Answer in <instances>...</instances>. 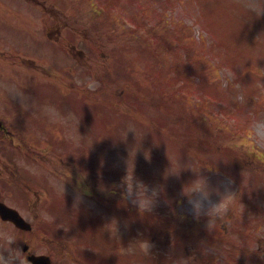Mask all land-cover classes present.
<instances>
[{"label":"rangeland","instance_id":"1","mask_svg":"<svg viewBox=\"0 0 264 264\" xmlns=\"http://www.w3.org/2000/svg\"><path fill=\"white\" fill-rule=\"evenodd\" d=\"M21 1L0 0V35L5 36L0 45L20 47L49 62L52 75L46 79L35 68L18 74L11 66L17 55L0 53L7 65L0 61V89L24 106L33 103L34 93L50 94L55 88L58 95H92L84 105L70 95L50 106L58 105L55 115L67 121L63 135L84 144L89 167L100 174L111 166L119 172L115 188L134 208V222L141 221L133 222L136 232L147 233L137 234L142 237L134 244L148 258L136 257L133 264H215L216 248L205 236L215 222L223 223L217 226L228 235L235 264L248 263L252 254L246 248L259 245L257 256L263 258L258 264H264V137L257 134L264 122V0ZM59 44L84 49L77 57L83 65L72 61L74 74L58 68L68 63L64 51L54 48ZM77 104L87 112L83 139L74 131L83 110L75 115L66 108ZM45 110H38L40 125L52 116ZM96 143H102L101 151H94ZM64 151L55 146V153ZM79 152L66 153L80 158ZM101 178L97 191H107L111 175ZM55 183L66 187L62 179ZM71 195L80 200L74 211L83 207L96 218L107 212L98 194ZM114 211L107 212L114 226L110 218L98 225L103 227V254L121 258L128 253L125 220H117ZM38 227L33 230L38 249L48 251L54 227ZM12 238L8 229L7 251L18 260ZM64 245L58 248H65L61 255L66 256L68 235Z\"/></svg>","mask_w":264,"mask_h":264},{"label":"flooded vegetation","instance_id":"2","mask_svg":"<svg viewBox=\"0 0 264 264\" xmlns=\"http://www.w3.org/2000/svg\"><path fill=\"white\" fill-rule=\"evenodd\" d=\"M2 108H6V105L3 104ZM8 130L3 121L0 119V200L7 203V195H8V174L10 171L9 163L13 160L11 158V155L8 154L6 145L7 144V138H8ZM29 156L32 157L33 160H40L42 161L44 166H52L53 164H56V159H54V156L51 153H40L35 154L31 153ZM66 169V168H65ZM64 169V170H65ZM75 170H78V168L74 167ZM51 170V169H49ZM68 171L72 170V165H69L67 168ZM19 169H17L14 176H16L15 183L19 180L20 186L24 187L26 191L35 192L36 196L40 199V193H47L48 189L46 187L45 182L47 181L46 177L42 178H29V177H22L19 176ZM81 170L77 171V176L80 175ZM77 181H79L77 177ZM34 207L39 208L41 205L43 206V202L35 201ZM9 221L3 220L0 218V264H7V249L5 248V239H6V233L5 228L7 227V224ZM21 234H23L21 232ZM25 257V255H23ZM26 260V259H25Z\"/></svg>","mask_w":264,"mask_h":264},{"label":"water","instance_id":"3","mask_svg":"<svg viewBox=\"0 0 264 264\" xmlns=\"http://www.w3.org/2000/svg\"><path fill=\"white\" fill-rule=\"evenodd\" d=\"M0 214L7 219H11L18 226L25 225L24 221L19 217L15 210L7 208L5 205H0ZM37 262L35 264H46L44 256H39L35 258Z\"/></svg>","mask_w":264,"mask_h":264},{"label":"clouds","instance_id":"4","mask_svg":"<svg viewBox=\"0 0 264 264\" xmlns=\"http://www.w3.org/2000/svg\"><path fill=\"white\" fill-rule=\"evenodd\" d=\"M250 8H252L253 10L255 9V5L254 4H249L248 5ZM257 134L261 137H264V125H261L260 127H258L257 129ZM199 188L194 189L193 191H198Z\"/></svg>","mask_w":264,"mask_h":264},{"label":"bare ground","instance_id":"5","mask_svg":"<svg viewBox=\"0 0 264 264\" xmlns=\"http://www.w3.org/2000/svg\"><path fill=\"white\" fill-rule=\"evenodd\" d=\"M261 125H264V122L263 121L261 122Z\"/></svg>","mask_w":264,"mask_h":264}]
</instances>
